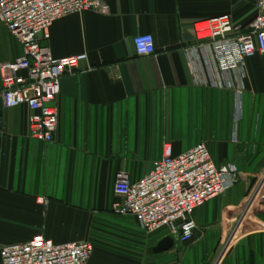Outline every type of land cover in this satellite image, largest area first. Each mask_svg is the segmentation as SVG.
Listing matches in <instances>:
<instances>
[{"label":"crops","instance_id":"crops-1","mask_svg":"<svg viewBox=\"0 0 264 264\" xmlns=\"http://www.w3.org/2000/svg\"><path fill=\"white\" fill-rule=\"evenodd\" d=\"M107 2L109 15L66 17L44 43L57 59L88 56L62 79L53 143L31 139L30 110L8 109L0 96V251L43 235L55 244L90 242L89 264H264V185L255 196L264 174V56L247 62L237 120L235 94L195 87L185 53L195 44L196 22L229 14L247 24L254 3ZM145 35L156 51L139 56L134 39ZM22 56L0 23V65ZM164 142L175 155L205 143L216 165L234 163L241 175L195 212L190 243L156 255L165 233L148 236L135 219L116 215L114 188L119 173L133 182L150 173Z\"/></svg>","mask_w":264,"mask_h":264},{"label":"built area","instance_id":"built-area-1","mask_svg":"<svg viewBox=\"0 0 264 264\" xmlns=\"http://www.w3.org/2000/svg\"><path fill=\"white\" fill-rule=\"evenodd\" d=\"M243 1L255 5L252 21L237 23L224 14L196 22L195 44L185 51L193 85L233 92L237 120L243 109L247 62L257 55L264 56V0ZM86 12L109 15L110 7L107 0H0V23L23 49L20 59L0 65V96L8 109L30 110L29 136L35 141H55L59 125L56 103L62 79L74 75L88 61L86 54L57 59L44 43L50 39V29L56 22ZM134 44L139 56L155 54L152 36L136 37ZM240 175L234 163L216 165L205 143L175 155L173 145L164 142L161 160L146 176L133 182L127 173L118 174L114 192L119 201L113 212L135 219L148 236L164 232L165 237L185 245L198 229L195 212L226 195L238 184ZM263 185L264 174L255 196ZM233 238L235 235L223 253ZM93 253L94 247L88 241L55 244L39 235L26 243L4 247L0 258L1 264H89Z\"/></svg>","mask_w":264,"mask_h":264},{"label":"water","instance_id":"water-1","mask_svg":"<svg viewBox=\"0 0 264 264\" xmlns=\"http://www.w3.org/2000/svg\"><path fill=\"white\" fill-rule=\"evenodd\" d=\"M175 239L172 237H164L153 249L154 254H162L170 252L175 247Z\"/></svg>","mask_w":264,"mask_h":264},{"label":"rangeland","instance_id":"rangeland-1","mask_svg":"<svg viewBox=\"0 0 264 264\" xmlns=\"http://www.w3.org/2000/svg\"><path fill=\"white\" fill-rule=\"evenodd\" d=\"M164 233V232H161V234ZM160 234V233H159ZM157 235V234H156Z\"/></svg>","mask_w":264,"mask_h":264}]
</instances>
